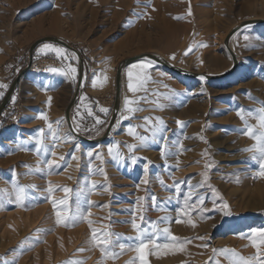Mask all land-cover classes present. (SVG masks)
I'll return each mask as SVG.
<instances>
[{
	"label": "rangeland",
	"instance_id": "obj_1",
	"mask_svg": "<svg viewBox=\"0 0 264 264\" xmlns=\"http://www.w3.org/2000/svg\"><path fill=\"white\" fill-rule=\"evenodd\" d=\"M251 19H264V0H0V100L30 45L61 39L81 53L84 80L70 116L88 140L106 132L116 69L128 58L153 54L188 72L227 74L207 81L131 64L113 127L89 143L65 119L77 57L37 47L0 116V264H264L252 232L264 229V157L243 134L264 132L254 118L264 106V25L230 39L234 71L224 46ZM109 233L102 254L98 242ZM138 236L155 241L143 260Z\"/></svg>",
	"mask_w": 264,
	"mask_h": 264
},
{
	"label": "water",
	"instance_id": "obj_2",
	"mask_svg": "<svg viewBox=\"0 0 264 264\" xmlns=\"http://www.w3.org/2000/svg\"><path fill=\"white\" fill-rule=\"evenodd\" d=\"M256 25H264V19H251V20H246L244 22H242L239 26L235 27L234 29H232L227 36L224 39V46L226 47L228 53L231 56L232 62H233V67L231 71H234V69L237 66V60H236V56L234 55V53L230 50L229 47V42L230 39L232 38V36L239 31L242 28H246V27H250V26H256ZM43 44H54L57 46H60L62 48H64L67 51L72 52L78 59V67H79V74H78V79H77V83H76V88H75V93H74V97L72 102L68 105L66 111H65V119L67 124L69 125V127L71 128V130L75 133L73 127H72V123H71V110L74 107V105L76 104L78 97L80 95V89L82 86V79H83V74H84V68L82 66V57L81 54L74 48L72 47L70 44L64 42L61 39L55 38V37H44L41 38L39 40H36L34 43H32L28 49V64L27 66L21 70L19 72V74L13 79V81L11 82L7 92L4 94V97L2 98L1 102H0V116L2 115V113L5 111L6 107L8 106L11 98L13 97L17 86L20 84L21 79L23 78V76L26 74L27 71H29L30 69V62H31V58L33 55V52L35 51V49ZM151 60L154 63L176 73V74H181V75H186L188 77L194 78L196 76H198L195 73H191L188 72L184 69L178 68L172 64H170L166 59L159 57L157 55H153V54H141L138 56H134L132 58H128L124 61H122V63L119 65V67L116 69V74H115V100H114V104H113V110H112V114L110 116V119L108 121V125H107V129L105 134L103 135V138H99L96 140H88L84 137L78 136L76 135V137L80 140H83L85 142H89V143H94V142H98L101 141L102 139H105L107 137V135L109 134L111 128L114 125L115 119H116V115L118 112V109L120 107V94H121V83H122V71L127 68L129 65H131L132 63H135L137 61L140 60ZM227 74L218 76L217 78H211L208 77L206 75H201L202 77H204L205 80L207 81H213V80H219L222 79L226 76Z\"/></svg>",
	"mask_w": 264,
	"mask_h": 264
},
{
	"label": "snow or ice",
	"instance_id": "obj_3",
	"mask_svg": "<svg viewBox=\"0 0 264 264\" xmlns=\"http://www.w3.org/2000/svg\"><path fill=\"white\" fill-rule=\"evenodd\" d=\"M45 48H50L52 49L58 56L60 53H62L64 50L63 49H60V48H52L51 45H45ZM190 50V49H189ZM187 54V53H186ZM174 58V57H173ZM55 71V69H53ZM72 71H75V69H72ZM132 71L129 70L128 72V76H129V90L132 91L133 90V85L131 83V79H132ZM203 79V78H202ZM96 84V81L93 80V85L95 86ZM0 88H7V85L6 84H0ZM0 95H2V93H0ZM251 98V97H250ZM13 100H15V97H13ZM126 105L129 103L127 100L125 101ZM101 111L103 112H106L107 109H100ZM131 111V109H130ZM245 111L244 109H241L237 114L240 115L241 112ZM259 113L260 115L259 116H256L254 118L257 119L258 121V127L261 128V129H264V106H262L260 109H259ZM91 114V113H90ZM40 119H46V117L42 114L40 117H38ZM243 119V117H241ZM146 121L149 119L147 117L144 118ZM158 119V118H157ZM100 122V121H98ZM178 124H180L181 122L180 121H177ZM128 134L129 135H132V136H135L136 134L134 133L133 131V128L132 127H129L128 128ZM245 135H248L249 138L253 139V140H256L259 142L258 146L254 145V148L257 152H259L260 156L264 157V132L260 133L259 135H257L254 131V129L252 127H249L247 132L243 133ZM138 139H140L141 141L144 140L143 137H137ZM53 139H55V137H53ZM129 148V151L133 150L136 146L135 145H128L127 146ZM45 151H48L47 148L44 149ZM247 151H252V149H246ZM113 151L112 147H109V154H111ZM91 155V153L89 154ZM253 159H256L255 156H253ZM55 163L54 161H51L49 160L48 161V164L51 165ZM260 175H264V160H261L260 161ZM21 191H23V189H21ZM65 191H67V189H65ZM213 192H215V189H213ZM201 202H202V198H201ZM53 205L55 207V201H53ZM60 213L58 212L57 213V216H59ZM178 223L180 221H177ZM132 228L133 230L137 231L138 233L140 232V226L137 225L135 222L132 223ZM145 232L147 231L146 229L144 230ZM163 232L164 233H168L169 232V229L168 228H164L163 229ZM252 232L253 234L257 235L259 237V240H260V243H264V229H261V230H257V229H252ZM111 233L105 235V234H101V236L103 237L102 240H100L98 243L100 244V247H101V252L102 254L106 253V248L104 247L105 245H110L111 244V241L108 239V236H110ZM159 235V230H157V236ZM93 239L95 240L96 239V236L94 234L93 236ZM129 239H133V238H129ZM135 239H138L140 242L139 244L136 246V251L140 252L141 253V260H143V250L145 247H147L149 244H153L155 243V241L149 237H145L144 239H140V236L136 237ZM171 239L173 241L176 240L175 237H171ZM203 239V238H201ZM254 247L256 246L255 244L253 245ZM119 247L121 249L125 248V245L123 243H121L119 245ZM163 247H168L167 244H164ZM82 251V249H81ZM241 261H242V264H251V261L250 260H245L244 258H241ZM74 264H81V262L77 261V262H74Z\"/></svg>",
	"mask_w": 264,
	"mask_h": 264
},
{
	"label": "bare ground",
	"instance_id": "obj_4",
	"mask_svg": "<svg viewBox=\"0 0 264 264\" xmlns=\"http://www.w3.org/2000/svg\"><path fill=\"white\" fill-rule=\"evenodd\" d=\"M230 50L234 53V55H235V51H233L232 49H231V47H230ZM227 51V50H226ZM238 58H236V60H237ZM167 60V59H166ZM143 62H153V61H151V60H140V61H137V62H135L136 64H142ZM132 64H134V63H132ZM172 64V63H171ZM173 65V64H172ZM238 65V64H237ZM146 68H148V66H146ZM224 72V71H223ZM223 72H221V73H218V74H220V76L221 75H223L224 73ZM192 73V72H191ZM125 74H126V72H125V70H123L122 71V79L124 78V76H125ZM195 74H197L198 76H196V77H194V78H197V79H202V78H204V77H202L201 76V74H199V73H195ZM181 75V74H180ZM83 76V79L82 80H84V74L82 75ZM181 76H185V77H188V76H186V75H181ZM214 76H218V75H214ZM147 76H144V78H146ZM92 79L90 80V88H91V91H93V92H98L99 90H100V88H101V84H102V82H101V79L97 76V75H94V76H92L91 77ZM188 78H191V77H188ZM193 78V79H194ZM93 80H95L96 81V84H95V86L93 85ZM204 80V79H203ZM23 92H24V94L26 93V86H24L23 87ZM12 129H14V128H12ZM141 217V216H140Z\"/></svg>",
	"mask_w": 264,
	"mask_h": 264
},
{
	"label": "trees",
	"instance_id": "obj_5",
	"mask_svg": "<svg viewBox=\"0 0 264 264\" xmlns=\"http://www.w3.org/2000/svg\"><path fill=\"white\" fill-rule=\"evenodd\" d=\"M60 47V46H59ZM60 48H62V47H60ZM36 52V51H35ZM80 53V52H79ZM35 54V53H34ZM81 54V53H80ZM18 87H19V85L17 86V88H16V90L18 89ZM2 100V99H1ZM1 100H0V102H1ZM78 104V103H77ZM261 215H264V214H261Z\"/></svg>",
	"mask_w": 264,
	"mask_h": 264
}]
</instances>
